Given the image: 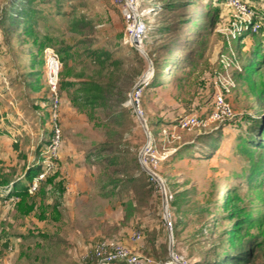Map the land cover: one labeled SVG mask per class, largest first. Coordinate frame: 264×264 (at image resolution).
Segmentation results:
<instances>
[{
  "label": "rangeland",
  "instance_id": "374dc122",
  "mask_svg": "<svg viewBox=\"0 0 264 264\" xmlns=\"http://www.w3.org/2000/svg\"><path fill=\"white\" fill-rule=\"evenodd\" d=\"M232 1L234 5L230 0H180L178 12L171 14L160 10L161 0H138L148 29L140 46L148 55L130 41L115 0H61L65 14H59L55 4L36 6L47 12L50 31H44V23L36 31L54 38L46 48L62 57V82L94 80L109 85L117 118L110 109L78 110L71 101L73 88L60 90L63 141L59 158L51 168L47 166L44 178L38 181L41 189L32 195L34 211L21 218L16 214L17 204L0 198V264H99L91 256L102 240L121 243L155 264L174 257L177 264H207L228 251L223 232L232 225L224 204L226 194L234 190L241 199L238 204L256 220L239 234L243 249L250 251L240 264H264V177L254 183L248 179L253 156L249 159L245 144H239L242 138H256L258 111L264 112V99L259 101L256 94L264 86V65L259 73H251V82L240 77L251 51L264 54V0H238L239 7L237 0ZM8 2L0 0V11ZM194 10L200 18L198 36L182 50L189 25H181L179 33L176 26ZM72 19L88 22L84 36L70 30ZM168 24L172 29L162 34L159 28ZM178 35L181 38L173 46ZM26 39L16 35L6 46L4 38L0 42V136H5V128L15 142L8 136L7 143L0 139V168L18 167L15 178L21 176L20 163L25 162V169L35 160L44 166L49 162L48 149L46 159H35L40 142L49 136L44 130L48 111L33 107L34 97L43 95L44 106L49 103L44 68L39 70L43 53L38 54L39 48L25 43ZM168 46L172 49L166 51ZM67 48L70 52L61 55ZM94 49L112 52L120 66L108 62L101 67L90 55ZM150 56L157 60L152 71ZM32 66L36 75L30 74ZM146 74L144 82L153 84L139 103L157 153L163 157L155 172L164 186L166 205L161 187L151 178L154 169L139 158L147 134L132 97ZM221 80L227 86L221 91L233 116L217 143L208 141L205 133H212L215 126L209 131L176 129L174 124L181 117L210 113ZM17 106L19 113L13 114ZM22 115L18 125L11 122V116ZM167 216L172 219V243ZM134 231L143 233L141 241L131 240ZM240 247L230 250L231 255H239L236 250Z\"/></svg>",
  "mask_w": 264,
  "mask_h": 264
},
{
  "label": "trees",
  "instance_id": "16d2710c",
  "mask_svg": "<svg viewBox=\"0 0 264 264\" xmlns=\"http://www.w3.org/2000/svg\"><path fill=\"white\" fill-rule=\"evenodd\" d=\"M161 2L163 4L161 5L162 7H160L161 11L167 10L171 14H176L178 12V9L180 7V3H179L180 0H161ZM44 4H47V5L55 4L57 6L56 9L58 10V13L61 14V12H63V9H61V0H15V1L9 0L6 7L4 6L2 7L1 9L2 12L0 11L2 14L0 18V42H1V39L4 38V42H5L4 45L6 46L10 44V41H11L10 39L12 37H15L16 35H19L20 38H28L24 42L33 43L39 48L38 54L42 55L43 53V61L40 63L41 65H40L39 70L44 68V65H45L44 51L46 49V44L49 43L50 40L54 39L50 37L51 35L48 33H41L38 30L36 31V28L37 26L38 27L40 26V23L45 24L44 31H47V32L50 31V29L48 28V24L45 22L46 21L45 15H47V12L44 9L36 8V6L44 5ZM217 12L218 11L215 10V14ZM62 14H65V13L63 12ZM213 18L214 17H212V20H211L212 24H214V20H215ZM6 20H9V22L7 23ZM199 20H200L199 14H197V11L194 10L189 19H185V20L181 19V21H179V24H177L176 26L177 33H179L181 25H189L186 31H184L185 34H189V38L185 41V44L182 46V50L189 48V46L192 45L193 40L198 36L197 29H198ZM70 24H71L70 30L74 32L76 35H82V36L85 35L84 28H86L88 25V22L86 20L72 19L70 21ZM171 26L172 24H168L164 27H160L159 31H161L162 34L163 33L169 34V30L172 29ZM42 34H45L44 43L40 41ZM180 38H181L180 35H178L177 38L175 39V43H172L173 46L177 45L178 40ZM170 49H172V47L168 46L166 51ZM70 50H71L70 48L64 49L63 51L61 50V55L68 54ZM146 54L148 55V53ZM90 55L95 61V63L99 64L101 67H104L108 62H111V65L120 66V63L113 59V53L107 51V49L105 50L104 49H94L90 51ZM172 55L173 54L169 55V57H172ZM60 58L62 61L61 56ZM150 59L152 60L153 66L155 68L157 64V60L152 59V57ZM262 65H264V54L260 50H254V52L251 51L246 56V62L243 64L242 71H241V73L243 72L242 73L243 76H240V77L246 79L248 82H251V73L253 72L259 73L260 68H262L261 67ZM34 69H35L34 66H32L31 67L32 73L30 74L36 75V73L35 74L33 73ZM167 75L169 76L170 74H167ZM154 76H155V72L153 76L151 77L152 82H153ZM151 81L142 85V93L140 96V101H141V98H143L142 95L144 94L145 89L147 87H150L153 84ZM71 88H73V92L70 94V96L72 97L71 101L78 110H81V109L89 110L91 111V113H94L93 111H95L96 109H107V110L110 109L113 114L112 116L117 118L115 115L116 113L113 112L114 106L112 105V101H111L112 90L109 85H102L101 83H98L94 80H84L80 82H73V81L62 82L61 75H60V90L61 91L62 89L70 90ZM256 94L259 97V101L260 99H264V86L262 87L261 90L257 91ZM44 100L45 102H47L45 97H44ZM213 102H212V106H213ZM33 107L37 108V106L34 103H33ZM139 108L141 109L143 116H144V111L140 103H139ZM44 109L48 111V118H49V122L47 121V125L44 127V130L48 132L49 136L45 140L42 139V141L40 142L38 146L39 153L35 157V159L38 157H41L42 160H43L44 153L53 137V126L50 120L51 118L50 113H49L48 107L44 106ZM211 111L212 110H210V112ZM61 112H62V105L60 109L59 122L61 120ZM197 113H193L190 115H194V114L199 115ZM258 114L260 118H258V121H257L258 127H256L257 129L256 130L257 132L255 133L256 138L255 139H253L252 137L248 139L242 138L239 142L240 145L245 144V147H243V150L246 156L249 159H251L253 156L251 174L248 178L253 183H254V180L258 179L259 176L264 177V112L258 111ZM190 115H187V116H190ZM199 116H202V115H199ZM180 119L177 121V123L174 124V126L178 124ZM145 121L147 122L146 118H145ZM230 121L232 120L229 119V120H224L222 122L216 123L214 130H212V133L205 132L206 134H209L206 137L208 138V141L213 139L217 143L218 136L221 135V132H224L223 131L224 128L230 123ZM149 131H150V134L153 136L152 130H149ZM63 136L64 135L62 132V138ZM18 146L19 145H16L15 147L18 148ZM217 149H218L217 147L212 149V152L214 153ZM254 150H255V154H253ZM44 159H45V156H44ZM35 162L36 163H33L32 166H29L25 170L24 175H23V181L19 183H18V180H16V178L13 177V174L15 173V170L17 169V167L0 168V193L4 189L10 190L6 198H9V200L13 203V205L17 204L16 214H18V216L21 218H25L26 216L28 217L34 211L35 202H34V199H32V195H34L35 193L33 192L31 194L29 189L34 183L35 179L41 173L45 171V166L42 165V163H39L36 160ZM39 184L40 185L38 186L39 188L38 191L41 189L42 182ZM234 191L233 192L229 191L228 194H226L227 196H226V200L224 204L225 205L224 208L229 209L227 218L230 219V223L232 225V229L230 227V229H226L223 232V235L225 236V240H226L225 241L226 245L228 246V251H225L224 253L218 256V259L211 261L207 264H240L244 260H246L248 258V255L250 254V251H245L243 249L244 245H242L241 243L242 241L239 239V234L242 231H245V232L248 231V228L251 227L252 224L256 220L254 219L252 212L246 211V208L238 204V202L241 199L239 196H237L234 193ZM45 194H46L45 192L42 193V196L44 198H45ZM6 198H1V199H6ZM18 198H20L19 202H18ZM41 210L44 211L43 208ZM40 217H42L43 219L45 218L43 216H40ZM174 230H175V225H174ZM42 237L45 238V236H42ZM248 244L249 243H247L246 245ZM238 245H241V247L237 249L236 251L239 250L240 254L236 255L239 252H234L231 255L230 250H234L238 248Z\"/></svg>",
  "mask_w": 264,
  "mask_h": 264
},
{
  "label": "built area",
  "instance_id": "2783aa9c",
  "mask_svg": "<svg viewBox=\"0 0 264 264\" xmlns=\"http://www.w3.org/2000/svg\"><path fill=\"white\" fill-rule=\"evenodd\" d=\"M116 4L121 8L122 15L126 22V31L127 35L131 42L137 40L140 45L142 44L145 33H146V23L143 19H141V12L138 0H115ZM237 7L240 6L239 1H236ZM230 5H234V2L230 0ZM244 9V8H243ZM245 13V12H244ZM140 14V16H139ZM44 76L48 86L49 92V103L46 107H48L50 113V120L53 126V137L47 147V156L44 153V156L48 159V164L45 165V171L54 164V161L58 158L59 147L62 143V127L59 122L60 117V109L62 105V100L60 98V75L63 69V63L59 54L53 48H46L44 51ZM227 81V80H225ZM142 83L137 87L133 99L138 103L140 102L141 96V88ZM229 84V83H228ZM218 87H220V91L216 93L214 97V102L212 106V111L206 116L199 115H190L185 116L180 119L177 125H175L176 129L179 130H194L201 129L205 131L211 130L216 123L222 122L224 120H229L233 116V109L231 104L225 98V95L221 90L226 89L227 86L223 85V81L221 80L218 83ZM222 88V89H221ZM1 100V99H0ZM142 113V111H141ZM2 114V105L0 101V115ZM151 135V134H150ZM45 158V159H46ZM163 157L158 155L157 148L154 144V139L151 135V140L146 143L141 151L140 161L144 165L150 166L153 170V173H150L152 180L160 185L162 182L159 177L156 175V170L161 162ZM44 171V172H45ZM41 173L38 179L30 187L29 191L31 193L35 192L38 188V181L43 179L45 174ZM9 189H4L0 193V198H6L9 194ZM166 228L172 232V219L170 216L165 217ZM142 232L134 231L131 240L133 242H139L142 240ZM92 259L99 262V264H155V261L150 257L139 256L134 253L132 249L129 247L122 245L121 243L112 241V240H102L100 241L91 256ZM162 264H177L176 258L168 260Z\"/></svg>",
  "mask_w": 264,
  "mask_h": 264
},
{
  "label": "crops",
  "instance_id": "0c3cea01",
  "mask_svg": "<svg viewBox=\"0 0 264 264\" xmlns=\"http://www.w3.org/2000/svg\"><path fill=\"white\" fill-rule=\"evenodd\" d=\"M33 103L37 106V108L36 109H39V110H44V103H45V100H44V96L42 95V96H39V97H34V99H33ZM212 106V105H211ZM19 110H20V108L17 106V107H15L14 109H13V114H15L16 112H18L19 113ZM47 111V110H46ZM23 115L21 116V117H14V116H11V122H14V123H16V125H18V122H16V121H21V120H23ZM15 120V121H14ZM45 123V122H44ZM12 123H10V125H11ZM5 129V128H4ZM3 129V132L2 133H5L4 135L5 136H8V134H7V132L5 131ZM2 130V129H1ZM0 130V131H1ZM9 134L11 135V131H9ZM2 137V136H0V139H1V142H4V143H7V139H6V137ZM7 138H10V140L12 141V142H14V138H12V136H8ZM19 139H21L20 141H22V137L21 138H19ZM25 141V140H24ZM18 142H19V140L16 142V144H18ZM15 143V142H14ZM20 145H22L21 143H19ZM19 156V155H18ZM24 164H25V162H24ZM24 164H19L20 165V168H22V170H20V177H16V180H18V183L19 182H22L23 181V175H24V172H25V170L29 167H26L25 169H23V167H24ZM23 165V166H22ZM5 166V165H4ZM30 166H32V165H30ZM18 168V167H17ZM10 187H11V185H10ZM133 234V233H132ZM132 236V235H131ZM137 249V248H136Z\"/></svg>",
  "mask_w": 264,
  "mask_h": 264
},
{
  "label": "water",
  "instance_id": "95a60500",
  "mask_svg": "<svg viewBox=\"0 0 264 264\" xmlns=\"http://www.w3.org/2000/svg\"><path fill=\"white\" fill-rule=\"evenodd\" d=\"M133 43V45H135V47H137V49H139L143 54H145L146 55V53L141 49V46H140V43L137 41V40H135V41H133L132 42ZM152 67H153V65L151 64V67H150V71H152L151 69H152ZM149 71V72H150ZM146 79H148V75L146 74L144 77H142V79L139 81V83L137 84V86L138 85H140V84H142V83H144V81L146 80ZM132 101H133V103H134V110H135V113L137 114V117L139 118V121H140V123L144 126V129H145V131H146V134H147V143L151 140V135H150V131L148 130V125H147V123H146V121H145V119L143 118V116H142V113H141V110H140V108H139V105H138V103L133 99V97H132ZM140 156H141V153H140ZM140 156H139V158H140ZM148 173H149V170L147 171ZM160 185H161V190H162V192H163V201H164V203H165V205H166V203H167V199H166V193H165V189H164V186H163V184H162V182H160ZM167 210V206H165V211ZM173 234H172V232L170 233V243H172L173 242Z\"/></svg>",
  "mask_w": 264,
  "mask_h": 264
}]
</instances>
